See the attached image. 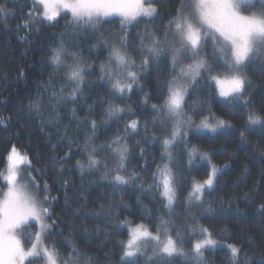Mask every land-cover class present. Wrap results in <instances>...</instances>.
Instances as JSON below:
<instances>
[{
    "label": "snow or ice",
    "instance_id": "6c2138e0",
    "mask_svg": "<svg viewBox=\"0 0 264 264\" xmlns=\"http://www.w3.org/2000/svg\"><path fill=\"white\" fill-rule=\"evenodd\" d=\"M257 5L259 8L253 11ZM166 6L167 0H32L24 23L18 27L28 31L33 23L46 22L54 26L64 17H69V26L51 38L54 46L48 47L45 60L51 72L47 81L38 86L35 99H28L26 114L38 120L41 129L46 124L56 128V136L60 139L58 145L52 146L53 151L56 147L65 148L62 155L52 158V169L56 173L57 186L65 192V206L72 209L73 221L104 218L117 233L127 232L126 240L117 241L119 264H140L141 257H145L143 264H151L154 257L161 261L180 258L191 264H211L206 253L214 255L217 249L228 251L229 264H239L241 254L247 258L243 248L233 243L222 244L221 241L227 238L225 235L200 224L196 216L191 215L193 206L207 213L213 212L212 201L206 197L221 190L231 165L214 164L209 151L191 144L189 133L196 137H214L232 128V124L211 112V119L205 116L195 123L188 114L189 108L194 110L203 102L197 99L189 105L186 98L190 89L195 92L200 84H208L227 107L232 110L244 108L245 124L239 130L242 142L247 141L246 134L255 129L264 131V113L257 110L247 94L252 83L249 69L258 65L264 74V0H188L187 4L179 0L178 7L170 13L162 29L149 28L148 25L160 18V8ZM10 15L14 16L15 12L7 2L0 3V20L6 21ZM114 18L120 24V31L109 33L110 38H105L99 28ZM142 23H145L143 32L133 35L130 29ZM21 39L29 42L27 35ZM83 39L95 40L88 50L97 59L102 52L107 53L105 61L99 65L95 85L86 80L94 65L80 51ZM134 54L139 58V64ZM162 64L167 67L168 77L163 89L158 86L156 91L163 102L150 103V94L145 92L141 80L151 67H155L159 81ZM86 84L102 89L108 97H101L103 118L99 123L91 117L95 111L92 105L87 106L89 115L84 120L77 119L76 122L87 129L82 134L81 144L68 135L67 129L61 131L59 122L62 107L82 100ZM134 91L142 94L140 104L151 111V119H128L122 129L116 127L114 136L97 143V134L102 130L107 132L109 121L136 115L131 104L121 107L113 103L130 100ZM105 104L106 108L103 107ZM70 111L75 117L76 109ZM45 112H48L47 118ZM5 119L10 121L11 118H0V126L5 125ZM149 124L158 125L162 134H149ZM141 132L144 133L142 137ZM129 136L143 161L139 168L131 165L134 153L129 148ZM157 147L159 163H156L157 155L153 151ZM77 154H83L85 161L75 159ZM3 159L0 183L7 190L0 189V264H82L86 252L70 238L71 232L62 241L68 251L61 253L57 246L55 237H63L64 229L57 223L59 216L49 207L55 198L49 195L47 181L41 187L31 175L35 172L42 177L41 170L32 166L33 159L40 157H30L26 151L10 144ZM73 160L74 164L70 165ZM201 166L205 172L196 179L193 170ZM66 171H76L80 175L81 192L88 190L84 183L86 176L101 173L100 180L113 193L120 194V205L125 208L128 206L124 204L123 192L132 189L137 193V203L147 214L151 210L143 204L141 196L153 198L155 193L168 218L164 214L155 216V231H152L143 223L133 224L127 218L122 219L112 203L100 204V211H88L87 198L81 195V203L70 204L67 189L72 180L65 176ZM22 172L25 175H21ZM247 175L245 165L233 186ZM261 176H264V167ZM25 179L35 192L28 190V184L21 183ZM181 190L186 195L183 211L177 213ZM255 191L253 185L244 195L247 197ZM260 208L264 209V203ZM174 217H183L186 222L176 224ZM68 227L77 230L74 223ZM31 228L37 230L25 240V233ZM79 228L87 234L84 223ZM96 230H100L98 225ZM104 234L106 237L113 235L108 231ZM147 245H152L151 256L146 255ZM83 264H91V257L84 259Z\"/></svg>",
    "mask_w": 264,
    "mask_h": 264
},
{
    "label": "trees",
    "instance_id": "16d2710c",
    "mask_svg": "<svg viewBox=\"0 0 264 264\" xmlns=\"http://www.w3.org/2000/svg\"><path fill=\"white\" fill-rule=\"evenodd\" d=\"M7 2V6L11 8L15 15H10L5 20H0V118L10 117V121L5 119V125L0 126V172L4 170V156L7 153L10 144H15L21 151H26L30 157H40V159H33L32 166L41 170V175L35 172L34 177L36 181L43 185L44 181L49 184V195L55 198V201L49 206L51 210L59 216L57 223L64 229V236L56 235L55 239L57 246L61 253H66L68 249L62 243L64 237H68L71 232V239H73L77 247L86 252V257H91V264H119L120 248L117 241L126 240L128 238L127 232L123 231L117 233L115 229L109 227L104 218L88 219L81 221L76 219L73 221L72 209L65 206V192L58 187V180L56 178L55 170L52 169V158L59 157L63 154L64 147H56L53 151L52 146L58 145L59 137L56 136V128L47 125L41 129L39 121L35 118L29 117L26 114L27 101L31 97L35 99L38 86L42 82H46L51 72V69L45 63L48 47L54 46L52 37L55 34L65 31L68 27L69 17L60 19L59 23L54 26H49L45 23H33L30 30L26 31L22 27H18L24 23V18L28 12V6L32 0H0V3ZM187 0H184L186 3ZM179 0H167V6L160 8V18L148 25L151 29H162L163 25L167 23L170 13L178 7ZM252 9L253 11L257 10ZM38 11V9H33ZM146 23V22H145ZM145 23L138 25L136 28L130 29L133 35L136 32H143ZM120 31V24L117 19H113L111 23H105L99 28V32L104 34L105 38H110L109 33L118 34ZM28 36V43L23 39ZM47 36L49 39L45 40ZM43 40L41 44L40 41ZM66 43H70L66 41ZM95 43L94 39H83L80 42V51L82 55L89 62L93 63L92 74L86 77L92 85L98 82L99 65L104 62L107 56L106 52H102L99 59L94 54H90L89 47ZM137 64L139 58L135 56ZM160 80L156 79L157 70L151 67L141 84L144 86L145 92L150 94V103L160 104L162 98L158 95L156 89L159 86L163 89L164 80L168 77L166 65L162 64L159 69ZM251 86L247 89V94L252 102L257 106V110L264 113V74L259 70V66L250 68L248 71ZM57 88L60 85H55ZM189 96L186 98L188 104L191 105L193 101L199 99L203 103L197 106L194 110L189 108L188 114L193 121L199 122L203 117L214 114L216 117L230 121L232 128L223 133H218L214 137L200 136L196 137L189 133V140L191 144L209 151L212 154V162L217 166H222L224 163L231 165L228 174L221 190L207 196L206 199L212 201L213 212L196 208L191 209V215L196 216L200 224L215 229L227 238L222 240V244H236L243 248L245 255L241 254L239 264H264V209L260 208V204L264 203V176H261V168L264 167V131L255 129L247 133V141L242 142L239 135V130L245 124V110L243 107L232 110L221 102V98L217 97L212 87L208 84H200L198 89L193 92L189 90ZM101 97L107 99V92L98 87H90L88 84L84 86V97L76 104L64 105L60 111V130L67 129L69 136L77 139L83 143L82 134L87 131L83 124H78L76 121L84 120L89 113L86 111L88 105H92L95 111L91 113V117L97 120V123L103 118V111L101 108ZM44 99H47L45 96ZM142 94L134 91L130 100L120 101L115 100L113 103L121 107L131 104L133 111L136 113L132 117H124L119 121H109L110 127L107 132L103 130L98 133L97 143H103L109 137L116 134V127L121 129L124 122L128 119L139 118L141 120L151 119L152 113L147 108H142L140 101ZM107 107V104L103 105ZM76 109V116L74 117L70 109ZM45 118L48 117V112L44 113ZM149 134L154 133L159 136L162 134V129L157 125L149 124ZM124 135L123 132L120 133ZM144 135L140 133V137ZM140 137H136L139 139ZM128 144L130 150L134 153V158L131 159V165L139 166L143 163L138 157V149L134 145V140L131 136L128 137ZM66 147V146H65ZM156 152V163H159L158 147L153 149ZM183 159V157H180ZM75 159L85 161L83 154H77ZM74 160L70 165L74 164ZM151 165V160L149 161ZM247 165L248 175L243 178L238 184L233 186L237 177L240 176L243 167ZM182 167V165H181ZM102 172V170H101ZM205 172V168L201 166L199 169L193 170L192 175L196 179H200ZM101 173H94L91 176H86L84 183L88 188L87 191L81 192V178L76 171L65 172V176H70L72 184L67 189V196L69 203L76 205L81 203L80 196L87 198L88 211H100V204H113L115 211L120 213L121 218H127L133 224L143 223L147 225L150 230L155 231L154 217L162 212L160 199L154 193L153 198L141 196L143 204L150 209V214L145 212V208L137 203L136 195L132 189H126L123 192L125 208L120 205V194L113 193V190L100 180ZM92 181V183H88ZM256 186V191L249 196L244 194ZM0 189L5 191L6 187L0 183ZM186 195L184 190H181V204L177 207V213L183 211V197ZM232 197H235L234 199ZM106 211V210H105ZM151 217V218H150ZM54 218H56L54 216ZM176 224H183L186 222L183 217H174ZM62 221V222H61ZM75 224L76 231H72L68 225ZM84 223L87 226L88 232L85 233L80 230L79 226ZM100 230H96V226ZM30 230L36 231V228ZM113 233L111 237H106L104 232ZM59 232V230H57ZM173 235L175 233L173 232ZM51 243V241H46ZM187 250V248H186ZM211 264H229L228 251L226 249H217L214 255L206 253ZM145 257H141L140 264H143ZM151 264H191L190 261H184L180 258H175L171 261L156 260Z\"/></svg>",
    "mask_w": 264,
    "mask_h": 264
},
{
    "label": "rangeland",
    "instance_id": "374dc122",
    "mask_svg": "<svg viewBox=\"0 0 264 264\" xmlns=\"http://www.w3.org/2000/svg\"><path fill=\"white\" fill-rule=\"evenodd\" d=\"M187 3H188V0H187V2H186L185 4H187ZM62 15H63V13H62ZM199 122H200V121H199ZM199 122L197 121L196 123L198 124ZM21 175H25V173L22 172ZM31 175L34 176V173L32 172ZM21 183L28 184V190H29V191H33V192H35V190L32 188L31 184L29 183V181H28L27 179L22 180ZM6 190H7V189H5V191H6ZM149 229H150V228H149ZM36 230H37V229H36ZM31 232H34V231H32V230H30V229L27 230V232L25 233V237H24L25 240H27V237H28V235H30ZM146 249H147V251H146V255H147V256H151V255H152V245H147V246H146ZM156 260H157V259L154 257V258H153V261H156ZM153 261H152V262H153Z\"/></svg>",
    "mask_w": 264,
    "mask_h": 264
}]
</instances>
